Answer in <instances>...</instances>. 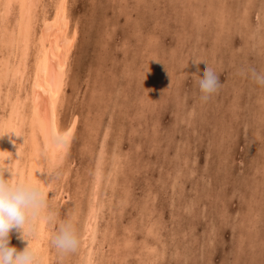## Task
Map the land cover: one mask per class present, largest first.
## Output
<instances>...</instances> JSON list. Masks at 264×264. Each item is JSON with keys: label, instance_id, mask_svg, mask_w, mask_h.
<instances>
[{"label": "rangeland", "instance_id": "1", "mask_svg": "<svg viewBox=\"0 0 264 264\" xmlns=\"http://www.w3.org/2000/svg\"><path fill=\"white\" fill-rule=\"evenodd\" d=\"M5 1L0 0V42L7 37L5 25L15 27L19 12L17 0L5 21ZM55 2L37 1L42 8L37 5L40 16L32 23L29 71L24 81L12 70L4 80L0 117L9 111L7 100L15 99L20 85L25 86L23 95L31 86L40 26L54 19ZM67 3L68 35L75 41L57 116L61 130L77 120L71 143L62 160H52L38 135L37 149L28 139L25 145L19 140L20 147L15 144L19 148L13 159L22 148L20 166L0 161L16 173L10 177L12 170H5L12 180H20L23 172V179L29 178L34 165L30 178L47 189L49 207L45 204L36 221L29 222V238L40 249L38 260L45 256L48 264L82 263V252L90 245L88 210L96 196L105 203L98 210L102 230L96 264H264V86L247 74L252 67L264 69V0ZM20 39L17 45L9 38L0 43L2 63L21 60ZM203 67H212L221 82L207 100L191 77L195 72L202 78ZM9 89L15 91L13 98ZM30 129L28 119L24 139ZM97 153L104 155L99 179ZM69 218L80 249L65 252L52 241L60 222ZM17 235L14 229L10 243L18 248Z\"/></svg>", "mask_w": 264, "mask_h": 264}, {"label": "bare ground", "instance_id": "2", "mask_svg": "<svg viewBox=\"0 0 264 264\" xmlns=\"http://www.w3.org/2000/svg\"><path fill=\"white\" fill-rule=\"evenodd\" d=\"M17 0H6L5 1V6H6V10L5 13L6 15L3 17V19H5V21L7 20V17H9V14L12 11L13 5L16 4ZM37 1L38 0H18V4H19V12L18 15L16 17V21H15V27L12 28V26L10 27L9 25H5L4 28V32L6 31V35L7 37H5L6 39L9 38V40L7 41H11L13 43H16L14 45H17L18 40L20 39L19 37H22L23 40V45H22V49H21V55L20 58L21 60L18 61V63L12 64L11 63V59H5L4 63H2L1 58L0 57V97H1V92L3 90H5V87L3 89V85L4 80L6 78H8L9 73L11 72V70L13 71L14 74L16 75H21V79L24 78V76L28 73V69H29V59L31 58V48L30 45H33L32 43V39L34 37L33 35V29L34 27H32V23L33 20L35 18H37V16L39 17L40 15H38L36 13V7L37 5ZM51 1V0H50ZM42 2V0H41ZM53 4V2H51ZM54 4H56V11H55V15H54V19L52 21H50L49 23L47 21H44L42 27L40 26L41 24H39L40 28H41V32L38 34L39 39L38 42H36L37 45V49L35 51V58L34 59V71L32 73V78H31V86L28 89V91L24 90V95L22 94V90L25 86H22L24 84L20 85L19 91L17 90V94L14 97L15 99H12L10 104L8 103L10 101V99L8 98L7 100V104L9 105V111L7 113H3L2 117H0V128L3 129H9V128H14L17 131H19L21 133L20 136L13 134H5L2 138H0V161L2 162H7V163H14L12 165L13 166H20L22 163L20 160V155H16V158L13 159L12 154L14 152V149L19 148L20 146L17 145L19 144L18 141H22V143L25 145L26 143V139H28L32 146L37 149L36 147H39L40 142H39V137L38 135L42 136V145L43 148L45 150V152H48V156L49 158H52V160H57L61 159L59 158L61 155H63L66 151V148L69 146V144L71 143V140L73 138V135L75 133L76 130V125H77V120L74 119L72 121V123L69 125V127L65 130H61V127L59 125V121H58V116H57V105H58V101L60 99V95L61 93L64 91V85H65V77H66V67L68 64V58L70 55V52L72 50V46L74 45V35L73 37H70L68 35V27H70L69 25V11H68V3L67 0H57V3L55 2ZM1 7V5H0ZM38 7H41L38 5ZM53 7V6H52ZM15 8V7H14ZM42 8V7H41ZM2 10V9H1ZM40 10V9H39ZM3 11V12H4ZM43 11V10H42ZM1 12V11H0ZM41 12V11H39ZM47 12V11H46ZM50 12V11H49ZM52 12V11H51ZM143 13V12H142ZM42 14V13H40ZM214 15V14H213ZM219 15V14H218ZM39 20V19H38ZM146 20V19H145ZM137 21V20H136ZM41 21H39L38 23H40ZM235 22V21H234ZM37 23V24H38ZM35 24V23H34ZM36 24L37 28L38 25ZM72 24V22H71ZM143 24V23H142ZM246 27V26H245ZM11 28V29H10ZM8 29V30H7ZM10 29V30H9ZM36 29V28H35ZM71 29V28H70ZM139 29V28H137ZM37 30V29H36ZM158 30V29H157ZM2 31V33H4ZM40 31V30H39ZM160 31V30H159ZM35 32V30H34ZM38 32V31H37ZM4 35V34H3ZM1 36V35H0ZM3 37V36H2ZM36 37V35H35ZM3 40L4 37L2 38ZM35 39V38H34ZM135 39V38H134ZM0 43H2V41ZM21 40V39H20ZM21 40V41H22ZM126 40V39H125ZM131 40V39H130ZM137 40V39H136ZM142 40V39H141ZM6 42V41H5ZM10 42V43H11ZM20 42V41H19ZM140 42V41H139ZM144 42V41H143ZM21 43V42H20ZM32 43V44H31ZM133 43V42H132ZM159 43V42H158ZM4 44V42H3ZM129 44V43H128ZM5 46L7 45L4 44ZM131 45V44H130ZM137 45V44H136ZM152 45V44H151ZM201 45V44H200ZM1 47H4L3 45H1ZM17 47V46H16ZM18 47L19 44H18ZM7 48V47H6ZM15 48V47H14ZM2 50V48H0ZM9 49V47H8ZM4 51H6L3 48ZM11 50V49H10ZM33 51V50H32ZM180 51V50H179ZM9 52V51H8ZM7 52V53H8ZM12 52V51H11ZM10 52V54H11ZM262 52V51H261ZM1 53V52H0ZM19 53V54H20ZM17 54V53H16ZM4 55H6V52L4 53ZM33 55V53H32ZM3 56V55H2ZM10 56V55H9ZM17 56V55H16ZM30 56V58H29ZM13 57V56H12ZM11 58V57H10ZM17 59V58H15ZM19 59V58H18ZM13 60V59H12ZM33 61V60H32ZM13 62V61H12ZM181 62V61H180ZM32 64V63H31ZM30 64V65H31ZM68 73V72H67ZM8 76V77H7ZM15 76V75H14ZM19 77V76H18ZM30 77V76H29ZM10 78V77H9ZM17 78V77H16ZM28 78V77H27ZM15 79V78H14ZM19 78L18 83H20ZM24 81V79H22ZM11 81V80H10ZM9 81V82H10ZM13 81V80H12ZM11 81V82H12ZM8 83V81H6ZM10 82V83H11ZM17 84V83H16ZM28 85V84H27ZM10 86V85H9ZM12 86V85H11ZM10 86V88H11ZM15 86V85H14ZM28 86V87H29ZM17 87V86H16ZM15 88V87H14ZM17 88V89H18ZM13 89V88H12ZM25 89V88H24ZM15 90V89H14ZM10 93L13 95L15 93L11 92V90H8V94L10 95ZM7 95V93H4ZM8 95V97H9ZM10 95V97L12 96ZM5 96H2L1 98H3ZM0 98V100H1ZM6 98V97H5ZM13 98V97H11ZM168 98V97H167ZM4 100V99H3ZM2 100V102H3ZM31 100V102H30ZM116 101V100H115ZM1 102V103H2ZM30 102V108H26L27 103ZM5 103V100H4ZM157 104V103H156ZM180 104V103H179ZM7 105V106H8ZM158 105V104H157ZM4 106V105H3ZM2 107V106H1ZM160 107V106H159ZM1 110V109H0ZM102 110V109H101ZM186 110V109H185ZM5 110H3L4 112ZM188 111V110H187ZM2 113V112H1ZM113 113V112H112ZM4 115V116H3ZM112 115V114H111ZM177 116V115H176ZM74 117V115H73ZM180 118V117H179ZM30 119L31 120V129H30V134H25L27 135V138L24 139V133L26 131V121ZM124 119V118H123ZM119 120V119H118ZM120 121V120H119ZM122 122V121H120ZM114 123V122H113ZM119 124V122H118ZM122 124V123H121ZM29 125V124H28ZM55 125V127L60 130V131H67L69 133V137L67 139V141L62 142V143H56L53 141L52 136H51V128L52 126ZM120 125V124H119ZM185 125V124H184ZM94 126V125H93ZM123 126V125H122ZM105 127V126H104ZM113 127V126H112ZM97 131V130H96ZM113 131V130H112ZM99 132V131H98ZM97 132V133H98ZM107 132V131H106ZM111 131L109 130V133ZM116 132V131H115ZM28 133V132H27ZM86 133V132H85ZM95 133V132H93ZM118 133V132H117ZM116 134V133H115ZM122 135V134H121ZM93 136V135H92ZM91 136V137H92ZM110 136V135H109ZM119 137V136H118ZM123 137V136H122ZM24 139V140H23ZM91 139V138H90ZM109 139V138H108ZM115 139V138H113ZM118 139V138H117ZM13 140L16 141V143H13ZM111 140V138H110ZM99 141V140H98ZM97 141V142H98ZM103 141V140H102ZM122 142V141H120ZM89 143V142H88ZM87 143V144H88ZM112 143V142H111ZM114 143V142H113ZM19 146L17 148H15L16 146ZM96 144V143H95ZM93 145V144H92ZM97 145V144H96ZM119 145V144H117ZM95 146V145H94ZM41 147V146H40ZM115 147V144H114ZM118 147V146H117ZM124 147V146H123ZM94 148V147H93ZM22 149V148H21ZM20 149V150H21ZM41 149V148H40ZM123 148H119V150H121ZM252 149V148H251ZM20 150L18 151L20 154ZM39 150V149H38ZM16 151V150H15ZM97 151V150H96ZM118 151V150H117ZM40 152V150H39ZM116 152V151H115ZM115 152L113 154H115ZM121 152V151H120ZM17 153V151H16ZM92 153V152H91ZM110 153L107 152V154ZM45 154V153H44ZM34 155V154H33ZM98 155V153H97ZM18 156V157H17ZM42 156V155H41ZM66 156V154H65ZM100 156V155H98ZM110 156V155H109ZM15 157V156H14ZM22 157V156H21ZM114 157V156H113ZM11 158L13 160H11ZM66 158V157H65ZM103 158L104 155H101L99 158V161H97V168L95 169L96 173H97V178L99 179L102 175V162H103ZM64 159V158H63ZM109 159V158H108ZM124 159V158H123ZM62 160V159H61ZM65 160V159H64ZM127 160V159H126ZM33 161V160H32ZM96 162V160H95ZM230 162V161H229ZM3 163V165H4ZM109 163V162H108ZM52 164V163H51ZM95 164V163H94ZM107 164V163H106ZM124 164V163H123ZM54 166V165H53ZM106 166V165H105ZM123 166V165H122ZM39 167V166H38ZM92 167V166H91ZM11 168V167H10ZM29 170L30 177L34 176V171H35V166L31 165ZM90 168V167H89ZM94 168V167H93ZM92 168V169H93ZM17 169H22L23 168H17ZM37 169V167H36ZM105 169V167H104ZM13 170V169H12ZM15 170V169H14ZM21 170V172H23ZM109 170L112 171V169L110 168ZM122 170H124L122 168ZM40 171V170H39ZM93 171V170H92ZM9 172V171H8ZM20 172V171H19ZM18 172V173H19ZM38 172V171H37ZM36 172V173H37ZM61 172V171H60ZM58 172V174L60 173ZM110 172V171H109ZM35 173V174H36ZM92 173V172H91ZM105 173V172H104ZM112 173V172H111ZM16 174V173H15ZM122 173H120L121 175ZM57 175V174H56ZM66 175V174H65ZM91 175V174H90ZM110 175V173H109ZM10 176V175H9ZM19 176V175H18ZM55 176V175H54ZM17 177V176H16ZM39 177V176H37ZM42 177H44V175H42ZM46 177V176H45ZM44 177V178H45ZM51 177V176H50ZM66 177V176H65ZM89 177V176H88ZM91 177V176H90ZM112 177V175H111ZM110 177V178H111ZM119 177V176H118ZM21 179L24 178V172L21 173L20 176ZM53 178V177H52ZM60 178V177H59ZM67 178V177H66ZM14 179V178H13ZM42 178H40L41 180ZM54 179V178H53ZM57 179V177H56ZM12 180V179H11ZM14 180H17V178H15ZM38 180V179H37ZM44 180V179H43ZM46 180V179H45ZM86 180V179H85ZM83 180V181H85ZM48 180H46L47 182ZM58 181V180H57ZM56 181V182H57ZM90 181V180H88ZM103 181V180H102ZM45 182V181H44ZM49 182V181H48ZM55 183V181H54ZM86 183V182H85ZM90 183V182H89ZM104 183V182H103ZM47 185V184H46ZM123 185V184H121ZM52 185H50L51 187ZM82 186V185H81ZM85 186V185H84ZM89 186V185H88ZM93 186V185H92ZM104 186V185H103ZM102 186V187H103ZM49 187V188H50ZM64 187V185H63ZM48 188V189H49ZM53 188V187H51ZM50 188V189H51ZM118 188V187H117ZM91 189H94L93 187ZM104 190V189H102ZM87 192V191H85ZM93 192V190H92ZM91 192V193H92ZM96 192V191H95ZM119 192V190H118ZM74 193V192H73ZM113 193V192H112ZM51 194V193H50ZM125 194V193H124ZM48 195V194H47ZM78 195V194H77ZM85 195V193H84ZM87 195V193H86ZM73 196V195H72ZM91 196V195H90ZM100 197H102L101 195H99ZM55 198V196H53ZM52 197V198H53ZM74 197V196H73ZM117 198V196H115ZM52 198H49L52 199ZM86 198V196H85ZM103 198H107L106 196ZM209 198V197H208ZM80 199V198H79ZM125 199V198H124ZM75 200V199H74ZM78 200V199H77ZM88 198L86 199L85 202L87 201ZM101 200V199H100ZM103 200V199H102ZM48 200H46L47 203ZM51 201V200H50ZM107 201V200H106ZM84 202V203H85ZM210 202V201H209ZM45 203V204H46ZM83 203V204H84ZM103 203V201H102ZM112 203V202H110ZM81 204V203H80ZM105 204V203H104ZM104 204H100V201L98 200V198L95 196L92 202V205L90 207L89 213H88V219L86 222V231L85 234L88 236L86 238V243L90 244L89 246H86L84 249L83 253V261H81V264H96V262H98V258H97V249L100 248L101 245H99L98 248H96V242L99 239L98 236L100 235L99 232L102 230V227L100 229V225H99V218L102 216L98 215V210L100 209L99 207H103L105 206ZM48 206V204H46ZM45 205V206H46ZM109 205V204H107ZM46 206V207H47ZM76 206V205H75ZM84 206V205H83ZM88 206V204H87ZM49 207V206H48ZM77 207V206H76ZM75 208V207H74ZM85 208V206H84ZM206 209V207H205ZM43 210V209H42ZM72 210V209H71ZM44 211V210H43ZM70 211V210H69ZM105 211V209H104ZM46 212V211H45ZM44 212V214H45ZM50 212V211H49ZM83 212V211H82ZM38 213V212H37ZM36 213V214H37ZM54 213V211H53ZM81 213V212H80ZM84 213V212H83ZM82 213V214H83ZM104 213V212H103ZM41 214V213H39ZM47 215L45 217L48 216V212L46 213ZM57 214V213H55ZM60 214V212L58 213ZM70 214V213H69ZM73 214V212H72ZM51 215V213H50ZM49 215V216H50ZM61 215V214H60ZM79 215V214H78ZM85 215V214H84ZM41 216V215H40ZM43 216V217H44ZM77 216V215H76ZM99 216V218H98ZM105 216V215H104ZM103 218L101 219H104ZM57 217V215H56ZM72 217V216H71ZM82 218V216H80ZM37 217L35 216V220L36 221ZM73 219V218H72ZM42 220V219H40ZM44 220V218H43ZM46 220V219H45ZM44 220V221H45ZM76 220V219H75ZM84 220V219H82ZM47 222H49V219L46 220ZM38 222V221H37ZM43 222V221H42ZM103 222V221H102ZM51 223V222H49ZM48 223V225H49ZM190 223V222H189ZM30 224V223H29ZM36 224V222H35ZM43 224V223H42ZM51 225V224H50ZM49 225V226H50ZM85 225V224H84ZM29 226V225H28ZM43 226V225H42ZM53 226V225H52ZM33 227H35L33 225ZM51 227V226H50ZM31 228V227H30ZM44 228V227H43ZM46 228V227H45ZM53 228V227H52ZM214 228V227H213ZM47 229V228H46ZM32 230V228L30 229ZM39 230V229H38ZM198 230V229H197ZM34 231V229H33ZM43 231V230H42ZM42 231L40 232L42 234ZM50 231V229H49ZM14 232V229L12 230L11 234ZM36 232V231H35ZM53 232V231H52ZM102 233V232H101ZM17 234V233H16ZM35 234V233H33ZM15 235V234H14ZM51 235V234H50ZM16 236V235H15ZM19 237V235H17ZM43 236V235H42ZM41 236V239H43ZM49 236V235H48ZM47 236V237H48ZM53 236V235H51ZM50 236V237H51ZM34 237V236H33ZM100 237V236H99ZM49 238V237H48ZM47 239V238H46ZM212 239V238H211ZM17 240V239H16ZM85 240V239H84ZM103 240V239H102ZM43 241V240H42ZM44 241H46L44 239ZM99 241V240H98ZM11 242V241H10ZM16 242V241H15ZM18 242V248L22 249L26 246L27 242L24 239H21L20 237L17 240ZM101 242V241H100ZM99 242V243H100ZM40 243V242H39ZM42 243V242H41ZM46 243V242H43ZM52 243V242H51ZM103 243V242H102ZM21 244V245H20ZM38 244V243H37ZM33 245V243H32ZM82 245V244H80ZM212 245V244H211ZM34 246V245H33ZM47 246V245H46ZM53 246V243H52ZM37 251H38V255L40 254V249L38 250V248L36 246H34ZM49 247V246H48ZM104 248V247H103ZM43 249V248H42ZM45 249V248H44ZM50 249V248H49ZM80 249V246H79ZM82 251V249H81ZM99 251V250H98ZM45 252V251H44ZM55 252V251H54ZM100 252V251H99ZM79 253V252H78ZM81 253V252H80ZM45 255V254H44ZM40 258V256H39ZM55 258V257H54ZM48 258L47 257H42V260L39 259L37 264H48ZM99 264V263H98Z\"/></svg>", "mask_w": 264, "mask_h": 264}, {"label": "clouds", "instance_id": "3", "mask_svg": "<svg viewBox=\"0 0 264 264\" xmlns=\"http://www.w3.org/2000/svg\"><path fill=\"white\" fill-rule=\"evenodd\" d=\"M242 74H245L244 70H242ZM247 74H250L256 83L264 86V69L257 70L252 67L247 70ZM186 75L188 74L186 73ZM191 77L202 93L201 99L203 100L209 99L221 85L219 74L212 67H203L202 78H198L195 72L191 73ZM13 133L17 136L21 135L14 128L6 130L0 128V138L5 134ZM51 136L54 142L62 143L67 141L69 133L60 131L53 125ZM13 143L16 141L13 140ZM8 169L11 168L0 166V264H37L38 251L29 238L30 229L28 225L30 220L34 219L36 213L45 205L47 189L38 180L30 177L15 181L9 179L15 173L11 169L12 175L10 177L5 176V170ZM13 229L19 232L21 239L28 241L24 248L18 249L10 243V233ZM52 242L58 249L65 252L74 251L78 248L80 239L71 218L60 222Z\"/></svg>", "mask_w": 264, "mask_h": 264}]
</instances>
